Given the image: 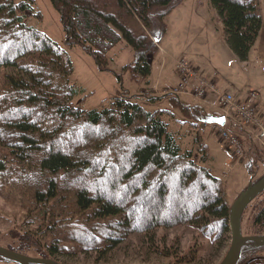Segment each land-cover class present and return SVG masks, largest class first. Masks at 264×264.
<instances>
[{
  "label": "trees",
  "instance_id": "16d2710c",
  "mask_svg": "<svg viewBox=\"0 0 264 264\" xmlns=\"http://www.w3.org/2000/svg\"><path fill=\"white\" fill-rule=\"evenodd\" d=\"M51 2L68 46L80 45L108 70L109 50L124 40L136 57L122 72L145 85L137 93L121 88L99 108L74 105L82 90L71 81L67 50L27 23L30 16L42 17L35 0H0V181H8L0 195L22 210L28 225L10 233L8 245L46 257L80 251L104 259L132 233H141L152 248H164L180 263L197 257L199 238L227 239V190L207 165L212 156L203 134L184 150L163 118L167 109L150 111L139 102L168 98L191 125L210 118L202 104L155 94L150 80L154 18L170 12L175 1ZM211 3L228 44L248 60L263 23L259 0ZM247 151L249 168L264 164L257 140L249 138ZM181 224L197 231L186 252H173L154 238L158 228Z\"/></svg>",
  "mask_w": 264,
  "mask_h": 264
},
{
  "label": "rangeland",
  "instance_id": "374dc122",
  "mask_svg": "<svg viewBox=\"0 0 264 264\" xmlns=\"http://www.w3.org/2000/svg\"><path fill=\"white\" fill-rule=\"evenodd\" d=\"M174 1L175 5L170 12L161 18H154L153 34L157 48L149 55L152 85L154 86L160 80V86H169L166 87L169 89L175 88L177 82L181 81L177 59L185 58L197 71L199 69L200 72L212 78L218 88L228 90L238 98L242 95L247 97L254 91L258 109H264V24L261 41L256 42L250 51L248 60L243 61L228 44L223 19L211 0ZM35 5L42 17L30 16L27 18V23L44 31L57 41L67 50L73 61L74 70L71 81L82 90L73 97L74 105L86 109L99 108L108 105L121 88H126L131 93L141 91L145 85L144 80H135L128 71L122 72L123 66L133 62L136 57L133 48L127 45L124 40H120L109 50V69H100L94 57L85 52L80 45L68 46L65 43V33L60 15L51 0H35ZM259 5L264 23V0H259ZM145 30L151 34L148 29ZM200 72L198 71L200 75H203ZM118 73L122 74L121 81H119ZM192 84L195 85L196 80ZM165 89H159L158 93L155 90L154 93L158 95L168 93L173 97L181 96L189 103L201 102L189 93L190 86H187L186 92L179 91L175 94L174 92H165ZM139 102L150 111L167 109L163 112V118L176 132L178 141L184 150L192 149L195 146V137L198 132L203 134L212 156L207 165L215 175L224 181L229 204L249 181L252 174L250 170L258 171V175L264 172V164L256 168H249L247 158L236 160L231 168L227 167L225 161L234 159L233 149L226 141L222 140L216 129L203 127L199 124L200 121L208 118L199 119L196 121V125H191L181 121L185 117L184 113L179 107L173 106L174 103L168 98L155 102L140 98ZM216 113L224 115L220 109ZM217 121L241 136L246 150L248 149L249 136L254 134L253 130L248 131L244 125L232 118L220 117V120ZM237 124L239 127L236 126ZM255 140L259 142L258 139L255 138ZM7 182L5 179L1 180L0 185H7ZM263 204L264 193L257 196L248 205L243 215V232L253 234L264 230V227H260L254 221ZM14 206L17 205H12L11 200L0 195V213L4 215V219L0 223L2 244H8L9 234H16L18 229H23L22 225L25 228L28 227L27 224H24L22 210ZM153 235L157 242L160 241L167 248L170 247L173 252L178 251L182 254L195 241L197 231L188 224H181L173 227H160ZM196 241L202 245L197 257L192 261L180 263L176 261L174 255L162 252L164 248H161L160 252L152 248L145 235L141 233H132L104 259H96L95 252L80 251L73 254H60L55 257L65 264H218L229 248L231 233L227 239H221L218 242L206 238H199Z\"/></svg>",
  "mask_w": 264,
  "mask_h": 264
},
{
  "label": "built area",
  "instance_id": "2783aa9c",
  "mask_svg": "<svg viewBox=\"0 0 264 264\" xmlns=\"http://www.w3.org/2000/svg\"><path fill=\"white\" fill-rule=\"evenodd\" d=\"M178 73L181 77L180 84L175 88H166L165 92H186L187 86L191 87L190 94L195 99L207 101L208 94L215 93V106L222 110L225 118H232L236 122L244 125L246 129L253 130L252 133L256 139L259 140L264 148V117L260 115L259 109L256 105V93L253 91L244 99H240L234 93L218 88L213 79H209L200 75L188 60L185 58L177 59ZM196 80V84L192 83ZM186 87V88H185ZM203 127L216 129L222 140L226 141L233 149L234 159L225 161V165L232 167L236 160L245 159L248 153L243 139L233 130H230L225 124L221 122L202 120L199 122Z\"/></svg>",
  "mask_w": 264,
  "mask_h": 264
},
{
  "label": "water",
  "instance_id": "95a60500",
  "mask_svg": "<svg viewBox=\"0 0 264 264\" xmlns=\"http://www.w3.org/2000/svg\"><path fill=\"white\" fill-rule=\"evenodd\" d=\"M264 191V172L256 177L251 175L247 184L238 191L229 204L228 217L231 233V242L227 252L218 264H237L242 249L246 244L264 246V234H244L242 217L247 206ZM0 259H7L20 264H65L48 257L28 255L0 245Z\"/></svg>",
  "mask_w": 264,
  "mask_h": 264
},
{
  "label": "flooded vegetation",
  "instance_id": "af4514ba",
  "mask_svg": "<svg viewBox=\"0 0 264 264\" xmlns=\"http://www.w3.org/2000/svg\"><path fill=\"white\" fill-rule=\"evenodd\" d=\"M250 172H252V174L254 173L255 177L258 175V171H256V170L252 169V170H250ZM263 193H264V191L261 194H263ZM243 215H244V213H243ZM263 215H264V204L261 205V207L259 208L257 216L254 220L255 223L257 225H259L260 227L262 226V228L264 227V220H263L264 216ZM242 221H243V217H242ZM242 229H243V227H242ZM243 233L247 234V235L251 234L248 232L247 233L243 232ZM253 234H264V230L261 232L260 231L255 232ZM0 245L5 246V247L10 248V249H13V250H16L12 246H10V244L9 245L8 244H2L1 241H0ZM16 251H19V250H16ZM19 252H22V251H19ZM22 253H25V252H22ZM25 254L32 255V256H38V257H46V256L29 254V253H25ZM48 258L60 261L56 257H48ZM60 262H62V261H60ZM0 264H20V263L12 261V260L0 259ZM32 264H38V263H32ZM237 264H264V246H252L251 244H246L242 249V253H241L240 259H239Z\"/></svg>",
  "mask_w": 264,
  "mask_h": 264
},
{
  "label": "crops",
  "instance_id": "0c3cea01",
  "mask_svg": "<svg viewBox=\"0 0 264 264\" xmlns=\"http://www.w3.org/2000/svg\"><path fill=\"white\" fill-rule=\"evenodd\" d=\"M263 24L264 23H262V28H261V31H260V34H259V37H258V39H257V42L260 40L261 41V38H262V32H263ZM176 71H177V68H176ZM198 71L200 72V70L198 69ZM162 72H163V69H162ZM201 74H203L202 72H200ZM204 76H206V77H208V78H210L209 76H207L206 74H203ZM180 76V75H179ZM180 80H181V77L179 78ZM210 79H212V78H210ZM178 84H180V82L178 81L177 82V84L176 85H178ZM161 84H160V80L159 81H157L156 83H155V85L153 86L154 87V89L157 91V93H158V91H159V89H165L166 87H169V86H160ZM219 85V84H218ZM241 96V95H240ZM239 96V97H240ZM181 97V96H180ZM245 97H244V95H242L241 97H240V99H244ZM183 99V98H182ZM184 100H187V99H184ZM215 100H216V94L215 93H209L208 94V96H207V101H201V102H198L199 104H202L204 107H205V109L207 110V113H208V115L210 116V119H212V120H220V117H223L220 113H219V115L216 113L217 111H219V109L214 105L215 104ZM191 102V101H190ZM196 103H197V101H195ZM259 113H260V115L261 116H263L264 115V109L262 108H259ZM231 125H233V124H231ZM236 126H238L239 127V125L237 124ZM234 127V126H233ZM250 138H252V139H254L255 137L253 136V135H251L250 134V136H249Z\"/></svg>",
  "mask_w": 264,
  "mask_h": 264
}]
</instances>
